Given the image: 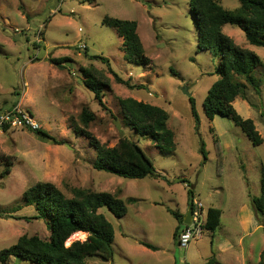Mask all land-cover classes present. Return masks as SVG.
Returning a JSON list of instances; mask_svg holds the SVG:
<instances>
[{
	"label": "rangeland",
	"instance_id": "obj_1",
	"mask_svg": "<svg viewBox=\"0 0 264 264\" xmlns=\"http://www.w3.org/2000/svg\"><path fill=\"white\" fill-rule=\"evenodd\" d=\"M220 1L230 10L240 5L239 0ZM190 4L191 0H0V112L20 105L44 132L62 142L44 140L30 129L0 133V252L25 235L49 238L43 220L32 219L37 216L35 206L23 203L28 189L48 182L67 197H72L71 189L80 188L117 194L127 202L123 218L107 208L100 211L115 229L114 257L109 262L94 257L90 264H215L210 259L216 253L211 232L204 231L187 248L175 238L178 221L172 212L187 214L190 191L204 205L206 215L209 208L224 211L222 225L214 233L217 242L232 234L241 206L249 207L246 216L253 211L256 218L248 223L251 264L260 263L264 229L258 225L261 218L252 200L261 195L264 143L253 146L231 119L219 116L213 123L207 119L204 103L220 78V61L210 52H199ZM106 17L138 23L149 66L126 61L124 40L116 29L103 24ZM224 32L264 63V48L250 45L240 28L227 25ZM102 58L123 79L146 88L130 90L118 84ZM61 59H65L62 64L53 62ZM91 66L109 80L105 108L83 84L81 69ZM254 75L261 94L249 88L248 101L239 98L234 107L244 119L254 121L264 139V65ZM185 89L196 101L198 122ZM120 98L159 106L169 114L176 143L172 154L163 153L152 139L127 125ZM85 108L95 115L89 131L101 143L114 147L122 138L132 140L166 178L128 180L95 170L96 150L73 129V122L83 127L80 116ZM211 127L224 148L221 174ZM6 158L11 172L2 176L9 166ZM86 238L69 239L67 245ZM7 264L33 263L12 257Z\"/></svg>",
	"mask_w": 264,
	"mask_h": 264
},
{
	"label": "trees",
	"instance_id": "obj_2",
	"mask_svg": "<svg viewBox=\"0 0 264 264\" xmlns=\"http://www.w3.org/2000/svg\"><path fill=\"white\" fill-rule=\"evenodd\" d=\"M239 4L236 9L230 10L220 0H191L190 9L198 30L199 52H210L214 59L220 61V78L208 92L204 103L205 115L210 123L219 116L231 119L246 134L253 146L257 147L264 143L263 137L253 120L244 119L238 114L234 103L239 98L248 101L249 88L257 95L261 94V83L254 72L264 63L254 52L238 46L225 34L224 27L230 25L240 28L250 45L264 48V0H239ZM103 24L116 29L123 38V49L128 63L144 67L151 64V60L145 55L137 22L106 17ZM64 60L53 62L62 64ZM102 61L108 64V70L118 84L130 90L146 88L145 85H133L130 80L123 79L112 69L107 58H102ZM81 71L84 86L94 94L99 105L105 108L103 98L106 88H109V80L102 71L93 66ZM190 102L192 115L198 122L196 101L191 97ZM118 103L127 125L136 130V133L152 139L165 154L175 151V134L169 127L170 117L164 109L134 98H120ZM95 119L94 113L85 108L80 116L83 127L73 122L74 132L86 136L97 152L93 163L95 170L128 180L166 178L156 171L150 158L132 140L122 138L114 147L101 143L89 131V126ZM211 131L215 137L218 173L221 174L225 165L224 148L213 127ZM33 132L44 140L62 144L43 130ZM5 160L9 166L2 176L11 172L10 159ZM71 193L72 197H67L56 185L48 182L38 183L28 189L24 193L23 203L26 206H35L37 216L32 219L43 220L50 236L48 239L38 235L20 237L16 244L0 252V262L7 264L12 257H19L33 264H90L88 260L94 257L106 262L111 261L114 257L115 229L100 211L107 208L116 217L123 218L128 212L127 202L117 194L90 189L73 188ZM193 197V192L190 191V206L193 205ZM252 204L258 218H261L259 224L264 229V165L261 174V195L254 198ZM172 214L179 223L175 232L177 239L184 227V216L178 212ZM222 214V210L217 208H210L207 212L204 231L212 233V244L214 233L222 225ZM79 232L87 235L86 240L74 241L67 245L73 234ZM141 244L150 250H158L152 244ZM260 258L259 264H264V250ZM207 264H212V261Z\"/></svg>",
	"mask_w": 264,
	"mask_h": 264
},
{
	"label": "crops",
	"instance_id": "obj_3",
	"mask_svg": "<svg viewBox=\"0 0 264 264\" xmlns=\"http://www.w3.org/2000/svg\"><path fill=\"white\" fill-rule=\"evenodd\" d=\"M193 195H194L193 199H195V194L193 193ZM189 206L190 205L188 202V208ZM246 210H250L249 207L247 208L245 205L241 206L239 211L235 214V217H234L235 223L233 224L234 229L232 230V234H228L227 236H225L223 239L219 240L218 242L216 241L217 239L215 240V234H214L215 243L213 245L211 241V247L212 245L216 246V253H213L210 259H213L215 264L216 263L217 264H228L225 260H229L231 264H251L252 262V242L250 241V232L248 230V223L250 222V220L252 222L255 214L253 213V211L252 212L248 211L249 214L246 216L245 215ZM222 212H223L222 214V218H223L224 211L222 210ZM178 213L182 214L179 211ZM182 215L185 217L186 214L184 213ZM178 226H179V223H178ZM183 228L181 229V231L183 230ZM212 236L213 235L211 234V238ZM247 239L250 242L247 243ZM207 263H209V261Z\"/></svg>",
	"mask_w": 264,
	"mask_h": 264
},
{
	"label": "built area",
	"instance_id": "obj_4",
	"mask_svg": "<svg viewBox=\"0 0 264 264\" xmlns=\"http://www.w3.org/2000/svg\"><path fill=\"white\" fill-rule=\"evenodd\" d=\"M6 129L41 131L43 126L35 119L32 113L24 110L20 105H16L0 112V133H3ZM191 206V224L184 226L178 238V243L183 248H187L194 239L202 236L207 221L204 205L200 201L193 200V205Z\"/></svg>",
	"mask_w": 264,
	"mask_h": 264
},
{
	"label": "water",
	"instance_id": "obj_5",
	"mask_svg": "<svg viewBox=\"0 0 264 264\" xmlns=\"http://www.w3.org/2000/svg\"><path fill=\"white\" fill-rule=\"evenodd\" d=\"M184 92L188 95V97L191 98V95L189 94L187 89H185ZM191 218H192V206H189L188 212L184 217V225H190L191 224Z\"/></svg>",
	"mask_w": 264,
	"mask_h": 264
},
{
	"label": "bare ground",
	"instance_id": "obj_6",
	"mask_svg": "<svg viewBox=\"0 0 264 264\" xmlns=\"http://www.w3.org/2000/svg\"><path fill=\"white\" fill-rule=\"evenodd\" d=\"M81 235H85L84 233H81V232H79V233H76V234H73V236L70 238V242H71V240H73V239H77L79 236H81Z\"/></svg>",
	"mask_w": 264,
	"mask_h": 264
}]
</instances>
